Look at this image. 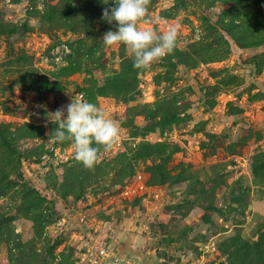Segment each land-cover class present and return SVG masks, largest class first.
Instances as JSON below:
<instances>
[{"label": "rangeland", "instance_id": "obj_1", "mask_svg": "<svg viewBox=\"0 0 264 264\" xmlns=\"http://www.w3.org/2000/svg\"><path fill=\"white\" fill-rule=\"evenodd\" d=\"M113 6L0 0V264H264V0H151L142 70ZM81 97L120 123L93 169L49 135Z\"/></svg>", "mask_w": 264, "mask_h": 264}, {"label": "clouds", "instance_id": "obj_2", "mask_svg": "<svg viewBox=\"0 0 264 264\" xmlns=\"http://www.w3.org/2000/svg\"><path fill=\"white\" fill-rule=\"evenodd\" d=\"M107 4L108 2H103ZM151 0H113L114 6L105 7L101 19L112 24L115 31L109 30L102 36V43L107 47L126 46L133 59V67L147 69L152 63L172 53L177 45L178 26H169L163 33L152 28H138L139 21L149 23L147 19ZM70 54V50H66ZM50 113L48 118L56 125L49 134L54 142H72L74 159L87 169H93L102 160L101 148L112 149L120 132V123L107 118L95 104L72 99L66 106ZM95 145V146H94Z\"/></svg>", "mask_w": 264, "mask_h": 264}, {"label": "built area", "instance_id": "obj_3", "mask_svg": "<svg viewBox=\"0 0 264 264\" xmlns=\"http://www.w3.org/2000/svg\"><path fill=\"white\" fill-rule=\"evenodd\" d=\"M88 244V241L86 242ZM90 247H93V245L90 244ZM96 256H108L109 252L107 251V247L105 245L99 244L96 245V250L94 252Z\"/></svg>", "mask_w": 264, "mask_h": 264}]
</instances>
